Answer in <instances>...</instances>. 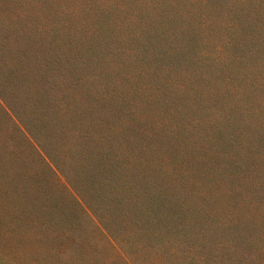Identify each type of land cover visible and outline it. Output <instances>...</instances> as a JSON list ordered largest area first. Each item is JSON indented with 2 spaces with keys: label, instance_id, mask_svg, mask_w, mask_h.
Instances as JSON below:
<instances>
[{
  "label": "rangeland",
  "instance_id": "obj_1",
  "mask_svg": "<svg viewBox=\"0 0 264 264\" xmlns=\"http://www.w3.org/2000/svg\"><path fill=\"white\" fill-rule=\"evenodd\" d=\"M0 264H264V0H0Z\"/></svg>",
  "mask_w": 264,
  "mask_h": 264
}]
</instances>
